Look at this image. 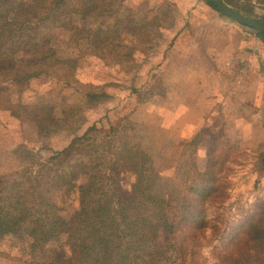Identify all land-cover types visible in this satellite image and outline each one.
Wrapping results in <instances>:
<instances>
[{
    "label": "rangeland",
    "instance_id": "obj_1",
    "mask_svg": "<svg viewBox=\"0 0 264 264\" xmlns=\"http://www.w3.org/2000/svg\"><path fill=\"white\" fill-rule=\"evenodd\" d=\"M48 1L56 11L50 13L42 28L43 45L58 58L77 61L74 71H67L73 79L68 78L69 88H65L64 83L59 84L57 81L64 79V73L56 67L51 71V77L33 82L31 97L29 93L21 100L15 90L10 92L11 98L5 104L12 110H0V193L15 195L16 190L24 187L22 177L26 170V177L33 178L39 163L48 162L75 138L82 137V142L73 145L68 162L59 170L54 168L52 173L60 176L68 170L61 176L73 186L54 184L47 177L42 184L63 219L71 221L75 218L79 209L78 187L86 182L89 174L97 171L101 177L111 171L117 180L130 188L135 182L134 172L142 167L143 156L154 172L150 175L142 170L148 178L149 192L180 207L189 179L195 171L206 170L207 158L199 167V154L194 146L188 160L191 164L184 167L182 154L177 155V159L169 155L164 158L165 152L148 147L145 150L142 143L146 136L144 130L131 121L130 116L134 109L150 99L154 91L159 92L160 69H150V63L154 64V54L170 38V30L194 14L190 7L192 0ZM222 1L249 17L264 21V0ZM93 4L100 5L99 17L98 11L92 9ZM104 4H112V15L107 13ZM211 9L217 12L213 7ZM117 20L124 24L120 23L118 27ZM130 21L139 33L129 32L126 24ZM99 30L102 40L97 39L100 43L96 45L94 40ZM146 36L150 41L144 40ZM106 38H109L108 42ZM28 55L24 50L17 58L25 59ZM151 57L152 61L149 60ZM90 94L98 97L92 99ZM19 100L22 107L18 106ZM37 103L47 104L45 106L50 110L47 118L31 112ZM230 144L238 149L239 163L226 172L230 183L229 199L222 206L208 209L210 226L196 250V260L200 264L217 262L214 251L218 246V235L214 226L222 224L218 214L224 213L225 219L231 222L239 210L252 208L258 200L264 199V172L259 173L261 167L258 165L259 154L264 149L247 152L232 141ZM93 163L98 165L95 170ZM116 163L119 164L118 173L113 169ZM64 242L65 239L53 241L58 247ZM166 256L164 253L160 258ZM31 261L27 241L11 236L3 239L0 264H32Z\"/></svg>",
    "mask_w": 264,
    "mask_h": 264
},
{
    "label": "trees",
    "instance_id": "obj_2",
    "mask_svg": "<svg viewBox=\"0 0 264 264\" xmlns=\"http://www.w3.org/2000/svg\"><path fill=\"white\" fill-rule=\"evenodd\" d=\"M110 6L105 5L112 15ZM92 9L98 11V17L101 15L99 4H93ZM54 11L48 0H0V110H12L5 104L12 90L21 100L29 93L31 97L33 82L51 77L56 67L64 73V79L57 82L66 84L65 88L71 85L68 78L73 76L67 71H74L77 61L58 58L43 45L42 28ZM132 22L126 28L139 33ZM120 23L124 24L117 20V26ZM100 33L96 34V45L102 40ZM258 35L264 40V33ZM144 40L150 41V37ZM24 50L28 57L18 59V53ZM45 105L37 103L31 112L47 118L50 110ZM18 106L22 107L21 101ZM82 141V137L75 138L48 162L39 163L33 178L26 177V170L24 187L15 195L0 193V244L8 236L27 241L32 264H189V260L190 264H200L196 250L210 226L208 209L222 206L229 199L226 172L239 163L238 149L225 139L213 140L206 152V170L194 172L177 208L149 192L148 178L142 172H154L145 156L130 188L111 171L101 177L97 171L89 174L78 187L79 209L70 221L58 215L57 205L49 200L42 184L47 177L54 184L73 186L61 176L68 170L60 176L52 173L68 162L73 145ZM118 165H113L115 172ZM258 165L259 173H263L264 152L259 154ZM97 167L93 163V169ZM224 215L218 214L222 224L218 221L220 226H214L218 235L214 264H264V199L252 208L239 210L231 222ZM60 239H65L63 246H55L53 241ZM164 253L167 256L160 258Z\"/></svg>",
    "mask_w": 264,
    "mask_h": 264
},
{
    "label": "crops",
    "instance_id": "obj_3",
    "mask_svg": "<svg viewBox=\"0 0 264 264\" xmlns=\"http://www.w3.org/2000/svg\"><path fill=\"white\" fill-rule=\"evenodd\" d=\"M190 7L194 14L170 30L150 63L160 69L159 92L130 119L144 130L145 150L182 154L188 167L196 146L202 167L217 138L247 152L264 149V40L202 0Z\"/></svg>",
    "mask_w": 264,
    "mask_h": 264
},
{
    "label": "water",
    "instance_id": "obj_4",
    "mask_svg": "<svg viewBox=\"0 0 264 264\" xmlns=\"http://www.w3.org/2000/svg\"><path fill=\"white\" fill-rule=\"evenodd\" d=\"M206 3L210 4L224 17L232 20L233 22L245 26L253 31L264 33V21L261 19L249 17L240 11L229 6L222 0H205Z\"/></svg>",
    "mask_w": 264,
    "mask_h": 264
}]
</instances>
